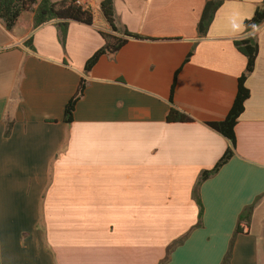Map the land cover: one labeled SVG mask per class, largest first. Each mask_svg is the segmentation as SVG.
<instances>
[{"label": "crops", "instance_id": "obj_1", "mask_svg": "<svg viewBox=\"0 0 264 264\" xmlns=\"http://www.w3.org/2000/svg\"><path fill=\"white\" fill-rule=\"evenodd\" d=\"M111 1L115 30L101 0L91 24L34 27L36 6L11 30L0 21V264H160L183 238L165 264H221L250 206L229 264H264V21L245 25L263 0H224L204 33L216 0ZM244 38L257 45L249 95L233 157L199 188L198 228L192 191L229 146L213 126L246 71ZM171 109L190 120L168 121Z\"/></svg>", "mask_w": 264, "mask_h": 264}, {"label": "trees", "instance_id": "obj_2", "mask_svg": "<svg viewBox=\"0 0 264 264\" xmlns=\"http://www.w3.org/2000/svg\"><path fill=\"white\" fill-rule=\"evenodd\" d=\"M224 0H216V1H208L205 5L204 11L202 13L198 29L200 33H204L208 28L210 22L212 21L213 14L216 9L221 5ZM264 3V0H263ZM36 6L34 10V27H37L41 24L50 21H57L61 26L67 24L68 21H79L86 24L92 23V14L91 12L82 9L81 7L74 4V0H60L57 2H51L50 0H0V21L6 28V30H11L18 17L26 11L32 10V7ZM100 10L110 24V26L114 29L113 26V9H112V1L111 0H102L100 2ZM264 21V7L257 11L255 17L252 21H245V25L257 26L261 22ZM130 37H135L132 35H128ZM125 40H117L115 42H107L106 45L97 50L85 63L84 71L88 72L94 66L98 58L103 55L105 52H115L119 49ZM236 48L246 56L247 64L245 73L238 79V90L236 93V97L232 104L230 111L228 112L225 119L214 125L215 130L221 134L224 138L229 141V146L219 159V161L214 165V167L208 171H203L192 191V197L195 200L196 204L199 208L198 213V225L197 227H201V219H202V205L199 198V188L203 182L215 176L220 168L224 166L234 155L235 148V135H234V127L237 123V119L243 111V103L248 98V90L244 87V82L246 76L253 70L254 61L257 55V45L251 38H244L235 41ZM84 81L81 80L76 93L73 97L67 102L64 108V122L70 123L72 121V112L75 106V103L81 97L84 91ZM166 119L168 121H176V122H186L190 119L183 113L175 111L171 109ZM10 123L6 127L5 135L9 134ZM253 206L247 207L244 209L238 217V222L234 229L232 238L228 245V250L224 256V259L221 264H229L231 259L232 247L235 236L247 232L246 228L249 223L251 210ZM245 222L242 225V223ZM185 238L180 239L179 241L173 243L167 250L166 258L160 263L165 264L168 261V256L170 252L180 244L183 243Z\"/></svg>", "mask_w": 264, "mask_h": 264}, {"label": "built area", "instance_id": "obj_3", "mask_svg": "<svg viewBox=\"0 0 264 264\" xmlns=\"http://www.w3.org/2000/svg\"><path fill=\"white\" fill-rule=\"evenodd\" d=\"M102 1V0H101ZM92 2L93 0H74V4L81 7L84 10H87L90 12V8L92 7ZM4 49L0 48V53L3 51Z\"/></svg>", "mask_w": 264, "mask_h": 264}, {"label": "rangeland", "instance_id": "obj_4", "mask_svg": "<svg viewBox=\"0 0 264 264\" xmlns=\"http://www.w3.org/2000/svg\"><path fill=\"white\" fill-rule=\"evenodd\" d=\"M59 1V0H58Z\"/></svg>", "mask_w": 264, "mask_h": 264}]
</instances>
